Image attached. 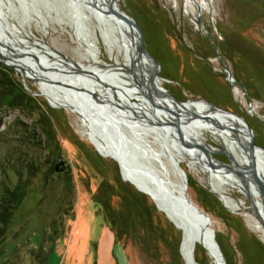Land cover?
Here are the masks:
<instances>
[{"label":"rangeland","instance_id":"1","mask_svg":"<svg viewBox=\"0 0 264 264\" xmlns=\"http://www.w3.org/2000/svg\"><path fill=\"white\" fill-rule=\"evenodd\" d=\"M114 1L140 26L163 88L180 102L203 99L243 117L255 145L264 149V0ZM34 2L48 21L47 31L33 21L22 30L88 66L84 48L67 31L72 29L68 1ZM28 9H34L30 3ZM27 12L17 11L25 18ZM99 57L112 63L102 49ZM38 90L36 80L0 62V201L15 187L24 191L16 208L6 206L7 223L0 219L5 230L0 264H185L179 230L155 208L158 219L147 235L141 218L121 199L127 187L136 189L122 180L118 163L87 140L74 113L52 107ZM204 140L218 151L210 154L213 160L231 164L215 140ZM179 164L188 198L209 216L225 263L264 264L261 234L242 212H230L207 190H213L211 178ZM32 171L35 176L29 177ZM228 194L250 208L238 190ZM203 251L196 248L198 264H212Z\"/></svg>","mask_w":264,"mask_h":264},{"label":"bare ground","instance_id":"2","mask_svg":"<svg viewBox=\"0 0 264 264\" xmlns=\"http://www.w3.org/2000/svg\"><path fill=\"white\" fill-rule=\"evenodd\" d=\"M67 1L72 12V29L67 31L72 40L84 48L88 66L70 60L46 41L34 39L31 31L22 30L24 24L30 25L33 21L40 30L47 31L48 21L34 0H0L3 61L16 67L23 78L36 80L39 94L52 107H64L76 115L78 127L87 140L102 156L115 160L122 178L144 192L179 230L180 254L185 264H198L196 248L210 252L212 242L208 236L203 239L199 236L203 224L199 213L176 198L182 180L177 166L182 161L191 171L211 178L210 188L231 211L242 212L249 226L264 240V230L248 212L251 207L243 208L244 200L235 201L228 194L229 189L241 194L246 192L258 207L259 183L264 188V152L249 149V136L240 126L241 122L210 112L209 106L199 100L178 106L158 96L153 74L159 67L145 60L136 63L139 54L136 35L114 14L116 10L121 11L114 0ZM28 3L33 10L28 9ZM18 9L28 11L27 18H21ZM16 18L20 20L14 22ZM58 23L61 26L60 21ZM101 49L109 55L111 64L102 62ZM18 57L21 60L15 59ZM63 68L69 70L65 75ZM162 81L161 78V86ZM191 114L206 115L216 124L193 120ZM157 124L177 129L174 133L184 139V144L192 146H178ZM204 137L215 140L218 148L231 156V164L223 166L213 160L210 154L217 150L207 144ZM194 145L212 152L203 154ZM143 169L149 175H144ZM220 171L225 176H229V172L230 178H224Z\"/></svg>","mask_w":264,"mask_h":264},{"label":"water","instance_id":"3","mask_svg":"<svg viewBox=\"0 0 264 264\" xmlns=\"http://www.w3.org/2000/svg\"><path fill=\"white\" fill-rule=\"evenodd\" d=\"M75 1L80 2V0H75ZM114 14L117 16V18H119L121 20V22L125 26L130 28L134 32V34L136 35L137 46H138V51H139L136 63L139 64L143 60H145V61H148L152 66H158V63L153 59V57L150 55V53L147 50L146 42H145V39H144V35H143V32H142L140 26L131 17L127 16L122 10L121 11H117L116 10V11H114ZM0 62L3 63V65H5L8 68L16 69L15 67H12L11 65H9V64H7V63H5L3 61V56L1 55V53H0ZM158 73L159 72L156 71L153 74L154 80H156L155 81V83H156L155 92H156V94L158 96L164 98L165 100H167L171 104L178 105V106H184L188 101H194V100H187L185 102H180L177 99H175L165 88H163L160 85L161 77H159ZM226 73H227V81L229 83H231L232 77H231V75L229 74V72L227 70H226ZM136 92L142 97V99L147 101V99H145L143 94H140L138 91H136ZM197 100H199V101L205 103L206 105H208L210 112H217V113L222 114V115H224V116H226V117H228V118H230L232 120L233 119L237 120V121L239 120L241 122L240 126H242V128H244L245 132L249 136V141H250L249 149L251 151H254L255 149H259L260 151L264 152L263 148L258 147V146L255 145L254 133H253L252 129L250 128V126L248 125L247 121L243 117H241V116H239V115H237V114H235L233 112L222 110V109H220V108L208 103L207 101H205L203 99H197ZM59 108H64V107H59ZM190 118H192L193 120H200V121H203V122H210L213 125L216 124L214 121H212L208 117H206V115L191 114ZM156 126L160 129L161 132H163L167 137H169L172 141H174V143H176L178 146H181L183 148H190L192 146L190 144H184V139H180L179 137H181V136H179L178 134L174 133V131H178L177 129L176 130L167 129V128H164L163 126H160L158 124ZM194 146H195V148H198L203 154L212 152L211 149L209 150L206 147H198L196 145H194ZM215 152L216 151H213V153H215ZM221 153L223 155L227 156L228 158L231 157L225 151H221ZM220 163H222V162H220ZM222 165L226 166V165H224V163H222ZM177 170L180 173L182 180L180 182L181 190L179 191V193L176 196V198H178L182 203L186 204L193 211L199 213V215L203 219V224H202V226L200 228L199 236L202 239L204 237L208 236L210 241L212 242V249H211L210 252H208V251L205 252L206 256L209 258V260L212 262V264H226L224 262V258H223L222 252H221V250L219 248V245L216 242L215 232L211 228V221L209 219V216L205 212H203L200 209H198L191 202V200L188 199L186 174H185L184 170L181 168L180 165L177 166ZM142 172L146 176L149 175L148 172L145 169H143ZM238 176L241 179V176L240 175H238ZM122 180H123V178H122ZM123 181H125V180H123ZM135 189L139 193H142L143 195L147 196L144 192H142L138 188L135 187ZM207 190L209 192H211L213 195H215V197H217L220 200L222 205L227 210H229L232 213H238V212H233L230 209H228L223 204L221 198L214 191H212L208 187H207ZM242 194L247 199V201H248V203H249V205L251 207V210H249L248 212L253 214L256 217V219L259 222L260 226L264 230V188H263V186L259 183L260 205H258V207L253 203L252 198L246 192H244V193L242 192ZM155 208H156L157 211H159L156 206H155Z\"/></svg>","mask_w":264,"mask_h":264},{"label":"trees","instance_id":"4","mask_svg":"<svg viewBox=\"0 0 264 264\" xmlns=\"http://www.w3.org/2000/svg\"><path fill=\"white\" fill-rule=\"evenodd\" d=\"M35 172V170L33 169ZM30 173V176H35L34 172ZM20 189V187H15L11 193H9L10 198L0 201V219L2 224L7 223V219L9 217L8 208L6 206H10L11 210L16 208L19 205L24 197V191ZM127 205L133 209V213L137 216L136 218H141V225L144 229L147 230V235L152 233V221L153 219H158L157 211L155 207L148 201L147 197L142 193H139L137 190L127 187L126 191H122V198ZM5 234L4 227H0V238ZM216 242L217 238L215 236ZM218 243V242H217Z\"/></svg>","mask_w":264,"mask_h":264},{"label":"built area","instance_id":"5","mask_svg":"<svg viewBox=\"0 0 264 264\" xmlns=\"http://www.w3.org/2000/svg\"><path fill=\"white\" fill-rule=\"evenodd\" d=\"M233 79L231 80V83H232Z\"/></svg>","mask_w":264,"mask_h":264}]
</instances>
